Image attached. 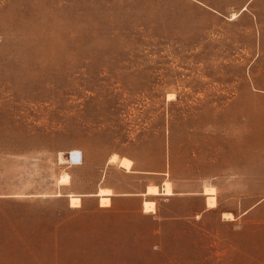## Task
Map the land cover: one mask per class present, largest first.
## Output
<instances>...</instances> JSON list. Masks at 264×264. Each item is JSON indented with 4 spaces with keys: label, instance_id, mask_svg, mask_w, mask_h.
I'll use <instances>...</instances> for the list:
<instances>
[{
    "label": "rangeland",
    "instance_id": "rangeland-1",
    "mask_svg": "<svg viewBox=\"0 0 264 264\" xmlns=\"http://www.w3.org/2000/svg\"><path fill=\"white\" fill-rule=\"evenodd\" d=\"M0 264H264V0H0Z\"/></svg>",
    "mask_w": 264,
    "mask_h": 264
},
{
    "label": "bare ground",
    "instance_id": "bare-ground-1",
    "mask_svg": "<svg viewBox=\"0 0 264 264\" xmlns=\"http://www.w3.org/2000/svg\"><path fill=\"white\" fill-rule=\"evenodd\" d=\"M81 154H82L81 152H77V151L72 152L70 154V162L74 165H78V164L80 165L81 164V161H80ZM109 163H111V164H117L118 163L121 168H123L125 171H129V172H130V169L132 168V165H133L132 161H130L126 158L119 160L117 155H113L110 158ZM70 181H71L70 175L66 174V175H63L61 177L59 183L62 185H67L70 183ZM215 192H216L215 189L212 187L206 188L204 191V195L207 197V207L208 208L213 209V208L217 207ZM111 195H112L111 190L101 189L96 196H98L100 198V205L102 207H110L111 206V200H110ZM147 195H150V196L160 195L158 187H156V186L149 187L147 190ZM164 195L165 196H173L174 195L171 183H169V182L165 183V185H164ZM59 196H62V195H59ZM69 197H70V206L72 208H80L81 207L82 201H81V198L79 196L70 195ZM154 205H155V203L152 201L144 202V206H143L144 211L145 212H153L154 211Z\"/></svg>",
    "mask_w": 264,
    "mask_h": 264
},
{
    "label": "crops",
    "instance_id": "crops-1",
    "mask_svg": "<svg viewBox=\"0 0 264 264\" xmlns=\"http://www.w3.org/2000/svg\"><path fill=\"white\" fill-rule=\"evenodd\" d=\"M82 161V160H80ZM79 165V164H78ZM128 172V171H127ZM71 178V177H70ZM71 183L67 184V185H64V188L66 189L68 186H70ZM101 189H109L112 191V195L110 196V200H111V206L109 208H112L114 207L119 198H129V197H137V196H147V191L145 190L144 192H140V193H137V194H133V193H125V194H121L117 191V188L113 185H106L105 187H101L95 194H88V195H82V197H97L98 198V202L100 204V198L98 196H96L98 194V192L101 190ZM164 191V190H163ZM70 195H74V196H78V195H75V194H69L67 195L68 198H70L69 196ZM164 195V193H163ZM81 198V197H80ZM82 201V200H81ZM146 202V201H144ZM144 202H143V206H144ZM101 206V205H100Z\"/></svg>",
    "mask_w": 264,
    "mask_h": 264
},
{
    "label": "built area",
    "instance_id": "built-area-1",
    "mask_svg": "<svg viewBox=\"0 0 264 264\" xmlns=\"http://www.w3.org/2000/svg\"><path fill=\"white\" fill-rule=\"evenodd\" d=\"M81 160V159H80Z\"/></svg>",
    "mask_w": 264,
    "mask_h": 264
}]
</instances>
